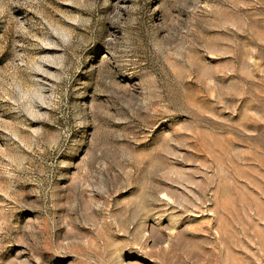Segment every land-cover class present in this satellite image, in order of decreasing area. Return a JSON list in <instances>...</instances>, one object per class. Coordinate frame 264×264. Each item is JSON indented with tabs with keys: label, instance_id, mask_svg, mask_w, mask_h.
<instances>
[{
	"label": "rangeland",
	"instance_id": "obj_1",
	"mask_svg": "<svg viewBox=\"0 0 264 264\" xmlns=\"http://www.w3.org/2000/svg\"><path fill=\"white\" fill-rule=\"evenodd\" d=\"M0 264H264V0H0Z\"/></svg>",
	"mask_w": 264,
	"mask_h": 264
}]
</instances>
